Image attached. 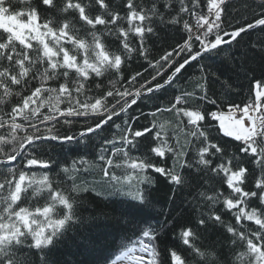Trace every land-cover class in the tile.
Masks as SVG:
<instances>
[{
  "label": "snow or ice",
  "instance_id": "snow-or-ice-1",
  "mask_svg": "<svg viewBox=\"0 0 264 264\" xmlns=\"http://www.w3.org/2000/svg\"><path fill=\"white\" fill-rule=\"evenodd\" d=\"M15 3L26 7L18 9L13 0H0V264H49L48 251L81 222L74 210L75 198L59 187L62 181L49 171H33L51 169V161L37 156L51 141L85 148L94 144L96 161L82 156L61 172L74 182L78 173L89 171L98 161L103 177L108 178L102 182L109 195L126 198L118 209L123 231L113 240V250L103 256L104 264L121 260L128 264H264V80H254L247 103L225 104L219 96H209V79L219 81V77L201 63L219 56L225 46L230 50L251 30L264 31V0L258 5L262 9L258 16L231 30L224 25L227 0ZM159 25L178 27L183 36L154 59L147 40L156 35ZM251 47L264 58V39ZM133 55L147 66L125 80L122 70ZM226 56L235 62L234 53ZM194 63L200 72L199 95L181 92L167 108L157 105L147 114L130 115V109L147 106L146 101L173 86ZM109 74L116 79L108 81L103 94H93L90 82L101 89L100 78ZM222 87L231 93L227 80ZM14 98L19 102L11 104ZM193 99L217 110L193 107ZM6 105L10 110L5 111ZM162 112L175 114L178 131L170 135L161 124L153 132L155 123L133 128L141 116L156 117ZM212 122L218 133L234 142L235 153L209 137ZM57 124L80 128L61 135ZM109 127L118 134L104 135ZM149 133L155 141L151 155L133 156L139 139ZM181 133L184 143L178 138ZM153 157L170 158L172 165L158 166ZM149 170L165 177L174 189L196 191L194 201L202 209L198 227H173V231L179 227L174 239L182 251L160 248L161 230L171 221L157 219L163 213L148 195L155 183ZM210 181L226 185L227 194L210 186ZM76 190L73 183L72 191ZM216 225L223 229L222 238L205 244L199 229Z\"/></svg>",
  "mask_w": 264,
  "mask_h": 264
},
{
  "label": "trees",
  "instance_id": "trees-1",
  "mask_svg": "<svg viewBox=\"0 0 264 264\" xmlns=\"http://www.w3.org/2000/svg\"><path fill=\"white\" fill-rule=\"evenodd\" d=\"M112 2L115 3L116 0H112ZM13 3L18 9L26 7V5L15 3V0H13ZM260 3L261 0H227L224 12L225 27L231 30V27H238L244 24L245 21L251 22L262 10L258 7ZM93 10H96L94 4ZM182 36L183 33L178 27L159 25L156 29V35L151 36L147 40V46L151 49V57L159 59L165 51L171 50L178 42H181ZM262 39H264V31L255 28L243 35L238 43H233L230 50L225 46L224 52H221L219 56L213 57L208 61H201V63L208 64L207 71L209 73H216L219 77V81L213 79H209L208 81L210 97L213 95L219 96L225 101V104L235 103L241 106L252 98L254 80H264V58H262L258 51H254L251 45L258 44ZM228 52L234 53L236 57L235 62L228 61L226 56ZM146 66V62L142 58L133 55L132 59L126 63L122 70L125 80L136 72L143 71ZM148 75L147 72L144 73L145 77H148ZM167 75L168 73H165L164 77L159 78L160 82H163V79ZM110 79L114 80L116 77L109 74L100 78L104 85L101 89H96L95 83L90 82L93 94H103L109 86L108 81ZM199 80V68L194 63L193 66L183 71L173 86L162 89L161 92L156 94V99L146 101L147 106L145 104H141L139 107L134 106V109H130L129 113L130 115H135L143 111L147 114L153 111L157 105L167 108L181 92H192L199 95L197 83ZM225 80L232 85L230 94L222 87V82ZM109 99L111 100V98ZM18 102L19 100L14 98L11 104ZM190 103L193 107L199 106L202 108L206 107L211 111L217 110L216 106L200 104L195 99ZM225 104H221L219 107L223 108ZM7 110H10V105L5 106V111ZM176 121L177 118L174 113L162 112L158 113L156 117L146 115L145 118V116H141L133 124V128L142 129L144 127H151L155 123L157 125L153 129V132H155L160 129L161 124H164V130L168 131L171 135L174 130L178 131L176 129ZM116 123L120 124L122 121L116 119ZM215 123L212 122V126L209 128V137L214 138V142L220 143L229 153H235L236 145L231 138L224 137L222 133L217 132ZM79 128L80 125H75L71 129L65 125H56V129L59 130L61 135L74 134ZM114 134H118V130L114 127H109L108 131L104 133V135L109 137ZM178 138L181 143L185 142L183 133ZM138 143L139 148L133 152V156L151 155L150 148L155 145L151 133L140 138ZM37 156L51 161V169L42 170L34 168L33 171H37L38 173L49 171L50 175L61 180L62 183L59 187L64 190L65 194L71 193L75 198L76 204L74 210L81 219L80 223L73 225L71 230L48 251L47 259L49 260V264H104L103 256L113 250V240L120 237L123 231V222L118 209L122 206L121 202L126 198L120 195H109L107 185L102 182L108 178L103 177L98 161L89 171L78 173L74 182L66 179L61 172L62 167L70 165L73 160H79L82 156L90 161H96L97 149L95 145L93 144L85 148L82 144L51 141L42 146ZM153 162L158 166L164 167H171L172 165L170 158L162 160L159 157H153ZM246 166L250 170L253 167L250 162L246 163ZM116 172L117 175H121L120 170H116ZM149 174L155 181L148 188L149 198L154 202L155 209L163 213V215H157V219L161 222L166 219L171 221L167 229L161 230L160 248L161 250L176 248L178 251H182V246L177 239H174L176 232L179 231V227H176L175 231H173V227L174 225L184 224L194 229L198 227L196 221L202 209H197L196 207L194 201L196 191L193 188H185L183 191L174 189L165 177L152 173L151 170H149ZM73 183L77 186L75 192L72 191ZM209 185L224 191L225 194L228 192L226 185H222L217 181H210ZM53 186L55 187L56 185ZM207 188L208 186H205V189L202 190H206ZM97 192H100L101 195H97ZM40 203L42 204L43 201L41 200ZM252 206H255V204ZM224 218L232 222L231 216L226 215ZM246 224L251 226L250 222H246ZM199 231L202 233L201 240L205 244L219 240L223 235V229L219 225L208 227L206 231L200 228ZM119 243L124 244L127 241L119 240ZM120 251H123V249L121 248ZM116 255H119V252H116ZM164 255L165 253L162 251L161 256L163 257Z\"/></svg>",
  "mask_w": 264,
  "mask_h": 264
},
{
  "label": "rangeland",
  "instance_id": "rangeland-1",
  "mask_svg": "<svg viewBox=\"0 0 264 264\" xmlns=\"http://www.w3.org/2000/svg\"><path fill=\"white\" fill-rule=\"evenodd\" d=\"M118 264H128L127 260L119 261Z\"/></svg>",
  "mask_w": 264,
  "mask_h": 264
}]
</instances>
